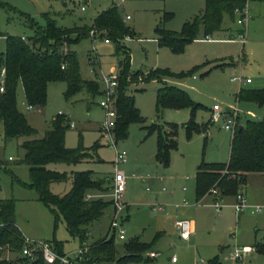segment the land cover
<instances>
[{"label":"rangeland","instance_id":"rangeland-1","mask_svg":"<svg viewBox=\"0 0 264 264\" xmlns=\"http://www.w3.org/2000/svg\"><path fill=\"white\" fill-rule=\"evenodd\" d=\"M0 1V56L6 48L5 34H33L29 18L44 26L45 13L59 26L83 27L92 26L99 13L117 5L125 25L134 31L133 37H124V43L130 49L132 69L140 72L128 80L126 92L133 96L143 118L129 122L126 136L117 137L114 129L117 148L127 153V159L118 163L127 176L124 192L127 207L122 212L126 236L120 238L118 232L111 235L115 238V259L101 264H119L117 259L126 253L125 243L133 237L147 242L148 246L140 253L141 258L129 264H206L213 257H217L219 264H264V253L257 250L245 251L237 260L231 258L236 248L242 250L246 244L254 246L264 241V174L252 172L248 184L240 189H246L248 203L261 205V210L252 212L251 207H246L239 214L234 208L235 195H224L220 208L215 204L213 193L198 200L195 177L203 159L228 161L230 157L234 130L224 126V114L218 120L212 118L211 108L215 103L223 111L236 108L242 123L264 118V104L238 97L241 87H264V0L249 2V18L245 23L238 22L240 12L225 11L222 32L214 31L208 40L201 31L198 38L184 43L181 50L161 42L156 28L160 25L181 30L186 20L203 10L206 0ZM255 1L258 2L253 8ZM241 30L245 31V43L240 40ZM105 39L97 31L94 34L90 31L89 36L70 46L77 52L82 76L99 83V92L95 95L82 88L67 96L65 80H50L46 104L28 108L24 87L22 83L18 85V107L37 128L36 136H43L52 127L53 118L63 113L71 123L65 136L67 146L90 147L96 141L101 144L85 160L51 162L48 166L52 169L68 174L90 169L95 177L111 176L115 171L116 151L100 126L105 116V109L100 105L105 84L100 75L111 73L118 66L119 57L115 43ZM157 69L170 73L149 79L150 71ZM233 76L242 79L233 80ZM165 84L186 89L203 104L195 117L199 123L209 121L206 132L193 129L188 133L185 127L191 117L188 107L157 110L158 88ZM168 122L177 124L178 146L171 151L169 165H164L155 158L157 131L149 132L148 126L156 123L167 127ZM28 137H6L4 122L0 120V158L4 160L0 197L15 199L17 222L26 236L53 243L57 240L64 252L72 253L80 246L79 237L72 236L63 216L56 225L54 213L39 199L37 190L25 184L30 181V171L29 165L22 161L25 149L21 143ZM72 184V177L54 181L51 190L63 194ZM94 192L92 197L101 195L111 199L109 191ZM112 212L110 204L101 218L89 224L88 243L107 235ZM177 218H187L193 223L189 239L180 236Z\"/></svg>","mask_w":264,"mask_h":264},{"label":"trees","instance_id":"trees-1","mask_svg":"<svg viewBox=\"0 0 264 264\" xmlns=\"http://www.w3.org/2000/svg\"><path fill=\"white\" fill-rule=\"evenodd\" d=\"M246 1L206 0L203 10L186 20L181 30H170L158 25L159 39L170 44L174 50H181L184 43L198 38L201 31L208 35L220 30L224 12L234 13L235 8L244 6ZM45 15L47 23L44 26L29 18L30 25L34 27L31 35L5 34L6 48L0 56V64L6 68L4 90L0 89V120L4 122L6 137L29 136L21 143L25 149L22 161L29 165L30 171V181L25 184L37 190L39 199L54 213L56 225L61 216L64 217L68 230L72 236L79 237L81 244L89 236V224L101 218L112 204L111 199L101 195L91 196L94 191L108 192L111 188L110 179L108 176L95 177L94 171L90 169L68 174L48 165L51 162L76 163L85 160L97 152L101 144L96 141L90 147L82 144L67 146L65 136L71 123L62 113L53 118L52 127L43 136H36L37 128L28 122L25 113L18 107L17 88L22 83L26 103L32 106L46 104L50 80H65L67 96L82 88H87L94 95L98 93L99 83L82 76L77 52L70 48L72 43L89 36V32L94 29L116 45L119 84L114 129L117 137L126 136L129 122L143 118L133 96L126 92L130 83L128 80L140 72L132 69L130 49L124 43V37H133L134 31L125 25L117 5L99 13L92 26L62 27L48 13ZM166 72L170 73L163 69L152 70L149 79ZM238 97L264 104V87H241ZM166 107L190 108L191 117L185 123L188 133L193 129L207 131L209 121L199 123L195 117L203 104L192 98L186 89L173 84L159 87L157 110ZM148 127L149 132L157 131L156 160L169 165L171 151L178 146L177 124L168 122L167 127H164L152 123ZM3 164L4 160L0 158V172ZM247 172H264V118L247 119L243 123L239 119L232 135L228 161L209 162L203 159L198 164L195 175L197 199L206 195L213 186L219 187L221 196L235 195L245 185ZM69 177L73 178L69 191L57 194L51 190L52 182ZM24 239L25 234L16 218L15 199L0 197V264H48L42 254L34 259L23 254ZM114 239V236L106 235L93 241L88 254L100 264L115 259ZM54 245L59 252L64 253L61 242L55 240ZM125 246L126 253L117 259L119 264H129L141 258L140 253L148 243L133 237ZM254 249L264 253V241L256 242ZM206 264H219V260L213 257Z\"/></svg>","mask_w":264,"mask_h":264},{"label":"built area","instance_id":"built-area-1","mask_svg":"<svg viewBox=\"0 0 264 264\" xmlns=\"http://www.w3.org/2000/svg\"><path fill=\"white\" fill-rule=\"evenodd\" d=\"M248 2V1H247ZM84 9V5L82 6ZM235 12H240L241 17L238 19L239 23H245L249 18V5L248 3L244 6H238L235 8ZM127 18L130 17L128 14ZM96 30H91L94 34ZM240 40L245 43L246 36L245 31H240ZM128 38L132 36H127ZM206 39H211L210 35L205 36ZM96 40V38H94ZM106 41L110 39L106 38ZM94 63V60H91ZM65 65H63L64 67ZM0 89L4 90V83L6 77V68L2 67L0 70ZM119 75L117 68H113L111 73L105 74L102 73L100 78L105 84L104 95L100 101V105L105 109V116L101 120V129L104 136L108 139L109 143L114 146L116 151L115 156V171L113 175L108 176L110 179V198L113 205V213L111 216V221L107 236L116 234L118 232L120 238H125L126 228L123 226L125 217L122 215L124 209H126L127 204L124 201V192L127 186V176L126 173L118 167V163L123 162L127 159V153L125 150H119L117 148V141L114 135L115 121L117 117V108H116V88L119 83ZM233 80H241V76H233ZM28 107L31 108L32 105L28 104ZM224 114L226 128H232L235 130L239 121V114L236 108H229L227 111H223L222 107L215 103L212 108V118L218 120ZM12 158V156H10ZM210 193L215 195V204L217 208L221 207L220 200L222 198L219 187L213 186L209 190ZM236 201L234 203V208L236 214H239L246 207H251L252 212H257L261 210V205H251L248 203V198L243 190H239L236 194ZM176 225L180 229V236L184 239H189L193 232V223L187 218H177ZM90 249V243L87 239L82 241L80 246L72 253H61L59 252L54 243L46 239H35L25 235L24 245L22 252L24 255L29 256L31 259L36 258L39 254H42L45 261L48 264H100L95 259L91 258L88 254ZM254 249V246L245 245L242 250L236 248L231 254L233 260L240 258L245 251Z\"/></svg>","mask_w":264,"mask_h":264},{"label":"crops","instance_id":"crops-1","mask_svg":"<svg viewBox=\"0 0 264 264\" xmlns=\"http://www.w3.org/2000/svg\"><path fill=\"white\" fill-rule=\"evenodd\" d=\"M248 1V4H249V2L251 1V0H247ZM260 1V0H259ZM257 2L258 1H255L254 3H253V5H252V7L254 8V7H256V5H257ZM128 15V14H127ZM126 15V16H127ZM222 30H223V28L221 27V29L220 30H218V32H222ZM209 35H211V34H209ZM206 36V35H205ZM206 39V38H205ZM209 40V39H208ZM114 68H117V67H114ZM27 107H28V104H27ZM29 108V107H28ZM211 113H212V108H211ZM63 114V113H62ZM230 147H231V144H230ZM11 156V155H10ZM10 156H9V159H12V158H10ZM196 171H197V169H196ZM252 172H247V181H246V183H245V185H247L248 184V177H249V175L251 174ZM260 173H262V174H264V172H260ZM195 175H196V173H195ZM246 187V186H245ZM246 189H244V192H245V194H246V196L248 197V194H247V192L245 191ZM208 193H210V192H208ZM205 196V195H204ZM203 196V197H204ZM202 197V198H203ZM214 197V199H215V196H213ZM201 198V199H202ZM222 198H223V196H222ZM200 200V199H199ZM112 207H113V205H112ZM113 213V212H112ZM111 221V220H110ZM110 225V224H109ZM108 229H109V227H108ZM89 235H90V232H89ZM246 245H250V244H246ZM252 250H255V249H252Z\"/></svg>","mask_w":264,"mask_h":264},{"label":"water","instance_id":"water-1","mask_svg":"<svg viewBox=\"0 0 264 264\" xmlns=\"http://www.w3.org/2000/svg\"><path fill=\"white\" fill-rule=\"evenodd\" d=\"M242 126V124H240V127Z\"/></svg>","mask_w":264,"mask_h":264}]
</instances>
